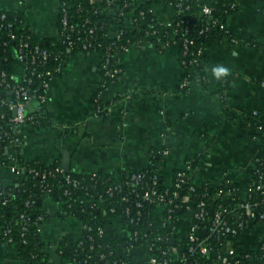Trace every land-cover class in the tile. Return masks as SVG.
I'll use <instances>...</instances> for the list:
<instances>
[{"label": "crops", "instance_id": "0c3cea01", "mask_svg": "<svg viewBox=\"0 0 264 264\" xmlns=\"http://www.w3.org/2000/svg\"><path fill=\"white\" fill-rule=\"evenodd\" d=\"M145 3L147 0H137ZM238 10L228 17V37L209 46L203 70L209 87L192 83L189 91L180 88L183 68L179 51L172 46L160 51L146 44L134 46L120 55L124 72L106 91L107 116L96 114L92 103L94 89L101 81L100 51L80 52L69 58L62 73L53 81L45 112L53 123L37 128L18 124L8 153L17 161L0 169L2 179L15 182L22 160L39 159L50 163L60 159L78 173L102 171L119 178L127 169H143L151 150L166 148L159 165L164 183L171 185L174 172L191 165L196 184H220L248 180L253 168L264 161V133L251 137L244 127V113L264 108V0H234ZM62 0H0V10L24 11L26 24L40 37L54 44L62 42L57 24ZM158 20L172 19L174 9L155 3ZM129 23V19H126ZM117 28L110 31L115 36ZM14 73L24 77V64L15 60ZM232 75L225 102L219 94L215 76ZM37 98L31 96L28 113L36 111ZM66 153V154H65ZM48 216L41 232L48 264H73L56 251L54 243L64 236L77 238L81 221L64 215L52 198L44 201ZM116 228L121 220L113 218ZM4 223L0 221V231ZM0 264H22L18 251L0 238Z\"/></svg>", "mask_w": 264, "mask_h": 264}, {"label": "trees", "instance_id": "16d2710c", "mask_svg": "<svg viewBox=\"0 0 264 264\" xmlns=\"http://www.w3.org/2000/svg\"><path fill=\"white\" fill-rule=\"evenodd\" d=\"M28 0H24L26 5ZM207 0H147L139 3L137 0H62L59 7L57 24L62 28V18L68 20L65 33L69 38L60 44H54L48 38H40L27 24L24 11L0 10V94H8L6 87L10 75L14 72V49H20L22 44L25 53L35 52L39 47L51 53L46 63L35 64L36 72L29 84L33 92L31 96L41 92L39 76L47 69L54 70L58 77L69 58L80 52L91 54L101 50L103 59L100 71L103 80L95 87L92 103L101 108L99 114L107 116L109 104L106 101L107 89L115 85L124 72L120 54L124 48L144 46L147 36L151 33L150 24H155L157 34L152 35V41L160 51L175 43L179 51V60L183 72L179 86L189 91L193 82L197 81L205 88L209 87L210 79L203 70V62L209 57V46L228 37L231 41L236 36L228 27V17L238 10L234 0H215L216 5L211 11L213 20H208V14L203 11ZM155 3L171 5L175 11L172 23L174 30L168 29L159 38L160 22L151 11ZM111 8L131 14L135 19V28H124L118 38L108 36L113 20L101 10ZM6 13V18L1 15ZM125 16L119 14L117 21H124ZM217 20L216 23L213 21ZM160 41V42H159ZM188 41V48H186ZM192 41V43L190 42ZM163 43V44H162ZM31 54V53H30ZM56 68L60 70L56 71ZM120 70V72H118ZM219 94L225 102L226 90L232 81V75L220 73L215 76ZM189 83L181 86L183 81ZM12 82V81H11ZM36 90L37 92H35ZM12 98L15 95H11ZM1 98V97H0ZM226 103V102H225ZM5 119L0 124V150L2 157L8 156V145L15 135V123L8 119L13 112L5 105L0 104V114ZM53 123L50 115L35 114L32 125L37 128ZM244 127L252 131L251 137L260 139L264 133V108L244 113ZM260 128L261 132L257 131ZM166 148L151 150L149 164L143 169H127L119 178L105 174L102 171L78 173L73 169L58 171L60 159L44 163L39 159L22 160L20 174L15 182L2 179L0 172V221L4 227L0 231L1 240L7 245L14 246L18 251L22 264H48L50 256L46 247L49 245L43 239L41 228L44 219L48 216L44 209L47 198L55 200L64 215H72L87 224L80 239L70 236L62 237L53 245L63 258L77 264H137L133 253L127 251L129 242L118 232L113 218L127 220L125 212L131 207L130 217L135 216L134 203L141 202L142 208L149 211L153 205L142 199L143 193L154 186L158 191L164 190V178L159 173V165L164 159L163 151ZM258 166L264 169V161ZM174 172V178L177 177ZM143 174V178L133 186V176ZM190 178L188 177V180ZM185 184V182H184ZM249 182H238L240 186H247ZM213 188V186H212ZM127 197L128 200L123 198ZM97 199H104L105 205L95 204ZM152 206V207H151ZM132 230L139 229L149 232L150 237L163 234L167 228L161 222H150L144 214L140 225L130 224ZM102 230V232H101ZM143 238V237H142ZM93 246V248H91Z\"/></svg>", "mask_w": 264, "mask_h": 264}, {"label": "built area", "instance_id": "2783aa9c", "mask_svg": "<svg viewBox=\"0 0 264 264\" xmlns=\"http://www.w3.org/2000/svg\"><path fill=\"white\" fill-rule=\"evenodd\" d=\"M215 5V0H207L204 4L203 11L208 14L209 21L213 20L211 11ZM151 11L154 13L153 7ZM101 13L111 16L112 27L117 28L116 35L111 36V27L108 34L110 38H118L124 28H135L136 19L131 14H124L122 11L111 8L103 9ZM119 14L125 16L124 21H117ZM6 16V13H3L1 18H6ZM126 19H129V23ZM171 20L163 22L157 18V21L161 23L159 38L168 29H173V35L177 36L175 25ZM213 22L216 23L217 20ZM62 23V28L59 30L62 42H64L65 38H69L65 35L68 28L66 17L62 18ZM150 28L151 33L147 36L146 44L156 46L152 41V35L157 34L158 31L155 30V24H150ZM165 45L168 48L176 46L175 43L173 45L165 43ZM185 45L188 48V41ZM25 47L27 45L22 44L20 49H14L15 60L24 64L23 79L18 80L13 72L9 77L10 81L6 83L11 94H0V104L7 106L13 112L8 120L15 123V127L18 124H32L35 114L46 113L45 105L49 100L52 83L57 78L54 70L51 69L39 75L41 92L34 95L37 98L36 111L28 113L27 101L33 94L29 84L36 72V65L46 63L51 53L39 47L35 52H30L31 54L25 53L23 51ZM132 47L134 46L124 48L123 52ZM96 51L102 53L101 50L94 52ZM58 70L60 68H56V71ZM189 71L191 70L183 69V72ZM188 83L185 80L181 86L184 87ZM13 94L14 98L11 97ZM95 109L96 114L100 115L101 108L95 107ZM3 119H5V114L1 113L0 124ZM257 131L261 132L260 128ZM167 153V149L163 151L164 156ZM17 159V154L14 153H9L3 158L0 150V169L16 162ZM191 169L189 164L178 169L177 177L173 176L172 184L164 183L165 187L162 191H158L154 186L147 189L141 197L148 204L153 205L149 211L142 208L140 201L134 203L135 216L130 217L131 207L127 208L125 214L129 219L128 221L122 220L120 227L117 228L119 234L129 242L127 251L133 253L137 264H264V169L257 164L247 180L249 182L247 186H240L238 182L228 180L217 185L196 184L191 180ZM56 170L63 171L64 168L57 167ZM142 178L143 174L133 176V186H136ZM123 199L128 200L127 197ZM95 202L99 206L105 205L104 199H97ZM144 214L150 222H161L163 227L167 228L166 232L150 237L149 232L139 229L132 230L130 224L140 225ZM81 223L82 233L76 239L83 236L85 228L91 229L82 221ZM114 264L117 263L114 262Z\"/></svg>", "mask_w": 264, "mask_h": 264}, {"label": "water", "instance_id": "95a60500", "mask_svg": "<svg viewBox=\"0 0 264 264\" xmlns=\"http://www.w3.org/2000/svg\"><path fill=\"white\" fill-rule=\"evenodd\" d=\"M9 94H11V92H9ZM14 112H15V113L17 112L16 109L14 110ZM65 154H66V153H65ZM62 167H63L65 170H68V168H69L65 161L62 163Z\"/></svg>", "mask_w": 264, "mask_h": 264}]
</instances>
